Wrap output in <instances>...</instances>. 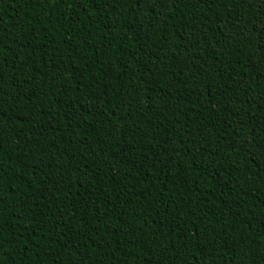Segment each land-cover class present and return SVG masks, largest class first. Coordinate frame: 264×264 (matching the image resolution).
Segmentation results:
<instances>
[{
	"label": "trees",
	"instance_id": "obj_1",
	"mask_svg": "<svg viewBox=\"0 0 264 264\" xmlns=\"http://www.w3.org/2000/svg\"><path fill=\"white\" fill-rule=\"evenodd\" d=\"M0 264H264V0H0Z\"/></svg>",
	"mask_w": 264,
	"mask_h": 264
}]
</instances>
